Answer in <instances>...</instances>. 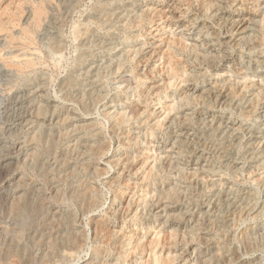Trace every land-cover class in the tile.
Here are the masks:
<instances>
[{
	"label": "rangeland",
	"instance_id": "obj_1",
	"mask_svg": "<svg viewBox=\"0 0 264 264\" xmlns=\"http://www.w3.org/2000/svg\"><path fill=\"white\" fill-rule=\"evenodd\" d=\"M31 262L264 264V0H0V264Z\"/></svg>",
	"mask_w": 264,
	"mask_h": 264
},
{
	"label": "bare ground",
	"instance_id": "obj_2",
	"mask_svg": "<svg viewBox=\"0 0 264 264\" xmlns=\"http://www.w3.org/2000/svg\"><path fill=\"white\" fill-rule=\"evenodd\" d=\"M54 2V1H53ZM109 2V1H108ZM119 2H120V0H119ZM96 4V3H95ZM78 7V6H77ZM97 8V7H96ZM105 9V8H104ZM127 9V8H126ZM100 10V9H99ZM102 10V9H101ZM106 10V9H105ZM109 10V9H108ZM116 10V9H115ZM104 11V10H103ZM69 12V11H68ZM106 12H107V10H106ZM118 12V11H117ZM135 12V11H134ZM103 13V12H102ZM44 9L43 8H37L36 10H35V23L37 24V22L42 18V16H44ZM104 14H105V11H104ZM106 14H108V13H106ZM124 14H125V12H124ZM130 14H132V12L130 13ZM130 14L128 13V17H130ZM111 15V14H110ZM110 15H106L107 16V19H109L110 17ZM113 15H114V13L112 14V16H111V18L113 17ZM46 16V15H45ZM66 16V15H65ZM89 16V15H88ZM101 16H103L102 14H101ZM114 16H116L117 17V19L119 18V16H120V14L118 13V15H114ZM136 16V15H135ZM120 17H122V15L120 16ZM125 17V16H124ZM69 18V17H68ZM123 18V17H122ZM104 19V18H103ZM116 19V20H117ZM130 19V18H129ZM133 19H135V18H133ZM132 19V20H133ZM96 20V19H95ZM97 20H98V18H97ZM119 21V20H118ZM39 22H41V21H39ZM108 22H109V20H108ZM142 22V21H141ZM118 23V22H117ZM139 23V22H138ZM36 24H35V27H36ZM115 24V23H114ZM131 24H132V22H131ZM135 24H137V22L135 23ZM140 24V23H139ZM117 25V24H116ZM116 25H115V27H116ZM136 26V25H135ZM134 26V27H135ZM25 27H26V25H25ZM24 27V32H25V35H28L29 36V29L28 28H25ZM233 27V26H232ZM38 28V27H37ZM117 28V27H116ZM89 30H90V28H89ZM230 30H232V28H230ZM234 30H232V32H233ZM23 32V31H22ZM23 32V33H24ZM85 32V31H84ZM79 33V32H78ZM82 33V32H81ZM80 34V33H79ZM78 34V35H79ZM86 34V33H85ZM32 35V34H31ZM83 36L84 35H82V37L81 38H83ZM86 36V35H85ZM32 37V36H31ZM85 40V39H84ZM23 41V40H22ZM103 41V40H102ZM30 44V43H29ZM183 45V44H182ZM84 47V46H83ZM229 56V55H228ZM174 59H172L171 58V61H168L169 63L168 64H170V68H173V69H176L177 68V66H178V64L180 63V62H178V61H173ZM167 61V60H166ZM80 62V61H79ZM263 63V62H262ZM178 71V70H177ZM173 73V72H172ZM174 74V73H173ZM64 83H65V81H64ZM67 83H68V81H67ZM42 86V85H41ZM75 86V85H74ZM73 86V87H74ZM70 93V92H69ZM77 93V92H76ZM73 94V93H72ZM75 94V93H74ZM88 94H89V92H88ZM94 95V94H93ZM77 96V95H76ZM81 96V95H80ZM88 96V95H87ZM70 97V96H69ZM99 97V96H98ZM101 97V96H100ZM80 98V97H79ZM79 98H78V100H79ZM82 98V97H81ZM217 98H218V96H217ZM96 99V98H95ZM83 100H84V98H83ZM99 100V99H98ZM77 102V101H76ZM79 103V102H78ZM85 103V102H84ZM31 104V103H30ZM47 104V103H46ZM80 104V103H79ZM39 106H40V103L38 104ZM48 105V104H47ZM42 107H43V105H42ZM228 107V106H227ZM39 108V107H38ZM135 108V107H134ZM137 108V107H136ZM40 109V108H39ZM38 109V110H39ZM41 110V109H40ZM44 110V109H43ZM132 110H134V109H132ZM139 110V109H138ZM136 113H137V111L136 110H134ZM134 111H132L131 113H134V114H136ZM35 112V111H34ZM33 114H35V113H33ZM36 114H38L37 112H36ZM39 114H40V112H39ZM139 114V113H138ZM22 115H24V114H22ZM67 115V114H66ZM70 115V114H69ZM29 116V115H28ZM39 116V115H38ZM37 117V116H36ZM63 117V116H62ZM69 117V116H68ZM60 118V117H59ZM63 118H66V117H63ZM69 118H71V117H69ZM69 118L67 119V120H69ZM73 119V118H72ZM188 120V119H187ZM59 121H63V119L62 120H59ZM118 121H119V119H118ZM64 122V121H63ZM182 122V121H181ZM27 123V122H26ZM32 123V122H31ZM35 123V122H34ZM124 123V120L121 118L120 119V121H119V124L121 125V124H123ZM182 123H185V121H183ZM39 126V125H38ZM74 127H76V126H74ZM73 127V128H74ZM80 127V126H79ZM87 127V126H86ZM181 127V126H180ZM39 128V127H38ZM37 128V129H38ZM85 128V127H84ZM83 128V129H84ZM115 128V127H114ZM41 129V128H40ZM75 129V128H74ZM187 129V128H186ZM190 129V128H189ZM73 130V129H72ZM60 131V130H59ZM68 131V130H67ZM70 131V130H69ZM68 131V132H69ZM37 132V131H36ZM63 132V131H62ZM66 132V131H65ZM72 132V131H71ZM75 132V131H74ZM38 133V132H37ZM51 134V133H50ZM54 134V133H53ZM34 135V134H33ZM30 136V137H34V136ZM63 135V134H62ZM67 135H68V133H67ZM58 136V135H57ZM72 136V135H71ZM60 137H61V135H60ZM63 137V136H62ZM65 137H66V135H65ZM36 138V137H35ZM57 139H59V138H57ZM19 140V139H18ZM23 140V139H22ZM35 140V139H34ZM34 140H32V141H34ZM64 140V139H63ZM28 141H29V138H28ZM80 141V140H79ZM74 142V141H73ZM76 142V141H75ZM180 142V141H179ZM28 143V142H27ZM30 143H31V141H30ZM29 143V144H30ZM35 144V143H34ZM47 144V143H46ZM72 144V143H71ZM81 144V143H80ZM96 144V143H95ZM106 144V143H105ZM187 144H189V143H187ZM73 145H74V143H73ZM77 145V144H76ZM88 146H89V144H87ZM86 145V146H87ZM94 145V144H93ZM96 145H98V144H96ZM67 146V145H66ZM65 146V147H66ZM71 146V145H70ZM81 146V145H80ZM91 147H89L90 148V151L93 153V154H95L94 152L96 151L97 152V150L96 149H98L99 151L98 152H100V150L102 149V150H104L105 149V146H104V148L101 146V144H99L98 146H92V144L90 145ZM102 147V148H101ZM107 149H106V152L108 151V149H109V144L107 145ZM132 147V146H131ZM189 147V146H188ZM192 147V146H191ZM82 148V147H81ZM55 149V148H54ZM67 149V148H66ZM79 149V146L77 145V146H75V147H69L68 149H67V156H69L71 153H75V155L74 156H83L85 153L84 152H81L80 151V149H79V152H77V150ZM31 150V153H34V150L33 149H30ZM17 151V150H16ZM33 151V152H32ZM36 151V150H35ZM65 151V150H64ZM37 152V151H36ZM56 152V151H55ZM86 153H87V150L85 151ZM98 152L96 153V154H98ZM197 152V151H196ZM28 153H30V151L28 152ZM192 153V152H191ZM40 154V153H39ZM38 154V155H39ZM62 154V153H61ZM14 155V154H13ZM33 155H35V154H29V155H27V157H29L30 159H31V157L33 158V157H36V155L35 156H33ZM56 155V154H55ZM72 156V155H71ZM27 157H25V158H27ZM37 157H39V156H37ZM54 157V156H53ZM59 157V156H58ZM62 157V156H61ZM61 157H59V158H61ZM73 157V156H72ZM23 159V160H21V162L22 161H24V160H26V159ZM68 158V157H67ZM67 158L65 157V155H64V157H62V163L61 164H63V165H67V163H69V162H67ZM85 158V157H84ZM45 160V159H44ZM57 160H59V159H57ZM170 160V159H169ZM31 161H32V159H31ZM40 161V160H39ZM53 161V160H52ZM69 161V160H68ZM93 161V160H92ZM98 161H100V160H98ZM25 162V161H24ZM89 162V161H88ZM168 162V161H167ZM51 163V162H50ZM84 163V162H83ZM166 162H164V164H165ZM15 164V163H14ZM17 164V163H16ZM44 164V163H43ZM60 163H59V165H61ZM89 164V163H88ZM92 164V163H91ZM82 165H86L85 167H87V164H82ZM81 165V166H82ZM94 165V164H93ZM167 165V164H166ZM48 166V165H47ZM47 166H45V167H47ZM83 166V167H84ZM89 166V165H88ZM170 166V165H169ZM16 167V166H15ZM44 167V168H45ZM92 166L90 165V167H87V169L88 168H91ZM49 167H47V169H48ZM52 168V167H51ZM95 168V167H94ZM169 168V167H168ZM86 169V170H87ZM49 170V169H48ZM51 170V169H50ZM73 170H75V168H73ZM93 170V169H92ZM91 170V171H92ZM69 171V170H68ZM90 171V172H91ZM49 172V171H48ZM51 172V171H50ZM72 172H74V171H72ZM95 172H96V170H95ZM71 173V172H70ZM63 174V173H62ZM61 174V175H62ZM69 174V173H68ZM96 175H97V173H95ZM70 175V174H69ZM85 175V174H84ZM99 176H100V174H99ZM51 177V176H50ZM67 177V176H66ZM69 177V176H68ZM67 177V178H68ZM86 177V176H85ZM71 178V177H70ZM94 178H96V177H94ZM60 179V178H59ZM63 179V178H62ZM61 179V180H62ZM82 179H85V178H82ZM93 179V178H92ZM20 180H21V178H20ZM19 180V181H20ZM58 180V179H57ZM80 180V178L78 179V181ZM18 181V182H19ZM22 181V180H21ZM77 181V180H76ZM84 181V180H83ZM93 181V180H92ZM72 182V181H71ZM85 182L86 183H88L89 181L86 179L83 183H82V180H81V183L79 182L78 183V185L79 184H81V186L79 187H75V189L74 190H72V191H74V192H77V193H84L85 194V191L87 190V188H86V186H88V184L87 185H85ZM90 183V182H89ZM19 184H20V182H19ZM50 184V183H49ZM59 184V183H58ZM76 183H74V185H75ZM52 185V184H51ZM71 185V184H70ZM77 185V184H76ZM91 185V184H90ZM20 186V185H19ZM18 186V187H19ZM48 186V185H47ZM72 186V185H71ZM18 187H17V189H18ZM72 188H74V186H72ZM85 188H86V190H85ZM88 188H89V186H88ZM14 189V188H13ZM39 189V188H38ZM54 188H52V190H53ZM92 189V188H91ZM16 190V189H15ZM51 190V191H52ZM55 190H57L56 188H55ZM84 191V192H83ZM89 191H91V190H89ZM47 192H48V190H47ZM58 192H61V191H58ZM22 193V192H21ZM20 193V194H21ZM53 193V192H52ZM55 193H56V191H55ZM71 193V192H70ZM90 193V192H89ZM20 194H19V196L16 198V197H13V200H14V198L16 199L15 201H14V203L17 201V202H19L20 200L22 201V197L23 198H25L24 197V195L22 196H20ZM57 194H59V193H57ZM18 195V194H17ZM32 195H33V192H32ZM37 195V194H36ZM31 196V195H30ZM54 196V195H53ZM167 195H165V197H166ZM34 197H36V196H33V198L32 199H34ZM41 197V196H40ZM46 197H47V195H46ZM164 197V196H163ZM31 198V197H30ZM81 198H82V200H83V202L82 203H84V204H82L83 206L86 204V200H85V195H83V196H81ZM80 198V199H81ZM46 199V198H45ZM92 199V198H91ZM37 200H38V198H37ZM96 200V199H95ZM11 201H12V198H11ZM42 201H44V199L42 200ZM46 201V200H45ZM16 202V203H17ZM34 202V201H33ZM41 202V201H40ZM39 201H38V203H40ZM11 203V202H10ZM13 203V205H15ZM37 203V204H38ZM42 203V202H41ZM93 203V202H92ZM12 204V203H11ZM18 204V203H17ZM27 204V203H26ZM90 204V203H89ZM19 205H20V203H19ZM87 206H88V203L86 204ZM91 205H93V204H91ZM17 206V205H16ZM15 206V207H16ZM31 206V205H30ZM40 206H42V205H40ZM78 206V205H77ZM13 207V206H12ZM15 207H13L14 209L13 210H15ZM82 207V206H81ZM17 208V207H16ZM12 208H10V210H11ZM88 209V208H87ZM81 211H85L86 212V210H81ZM15 212V211H14ZM31 212V211H30ZM10 213V212H9ZM11 213H12V211H11ZM46 213V212H45ZM187 214V213H186ZM53 215V214H52ZM44 216V215H43ZM46 216V215H45ZM56 217V216H55ZM61 217V216H60ZM41 218V217H40ZM52 218V217H51ZM73 218V217H72ZM61 219V218H60ZM65 219V218H64ZM62 220V219H61ZM58 221V220H57ZM64 221V220H63ZM68 221V220H67ZM74 221V220H73ZM37 222V221H36ZM38 222H39V219H38ZM48 222V221H47ZM65 222V221H64ZM42 223V222H41ZM44 223V222H43ZM53 224H54V222H52ZM53 224H51V225H53ZM41 225V224H40ZM44 225H48L49 226V224H44ZM63 225V224H62ZM100 225V224H99ZM54 226H55V224L53 225V228H54ZM59 226V225H58ZM44 227V226H43ZM47 227V226H46ZM51 227V226H50ZM100 227H102V226H100ZM99 227V228H100ZM195 227V226H194ZM98 229V228H97ZM102 229V228H101ZM50 230V229H49ZM66 230V229H65ZM194 230V229H193ZM52 231V230H51ZM78 232V231H77ZM96 232V231H95ZM101 232V231H100ZM103 232V231H102ZM36 233V232H35ZM66 233V232H65ZM62 234H64V233H62ZM78 234H80V233H78ZM83 234V233H82ZM55 235H56V233H55ZM33 236V235H32ZM85 236V235H84ZM40 237V236H39ZM44 237V236H43ZM43 237H41V239L43 238ZM81 237V236H80ZM79 236H77V235H75V234H70V233H67V235L66 236H63V243H61V245L60 244H57V243H59V242H56L55 244H53V247L54 248H56L57 246L58 247H60V249L61 248H63V249H67V251H68V249L69 250H75L78 246H81L80 245V242H81V239L82 238H80ZM60 238V237H59ZM84 238V237H83ZM36 239H38L39 240V238L37 237ZM40 239V240H41ZM54 239V238H53ZM32 240V239H31ZM36 241V240H35ZM44 241V240H43ZM50 241H51V239H50ZM36 242H38V241H36ZM48 242V241H47ZM52 242V241H51ZM55 242V241H54ZM83 242H85L84 240H83ZM31 243V242H30ZM50 244V243H49ZM84 244V243H83ZM31 246V245H30ZM51 246V245H50ZM7 247V246H6ZM48 248V247H47ZM52 248V247H51ZM8 250H9V248H7ZM50 249V248H49ZM48 249V250H49ZM58 249V248H57ZM5 250H6V248H5ZM48 250L46 251V252H48ZM100 250V249H99ZM50 251H51V249H50ZM54 251V250H53ZM53 251H51L52 253H53ZM67 251H63V253L64 252H66L67 253ZM5 252H7V251H5ZM2 253V252H1ZM52 253H51V256H52ZM55 253V252H54ZM58 253V252H57ZM78 253V252H77ZM68 254V253H67ZM2 255V254H1ZM9 255V254H8ZM46 255V254H45ZM48 255V254H47ZM49 255H50V253H49ZM55 255V254H54ZM60 255V254H59ZM70 255V254H69ZM68 255V256H69ZM73 255V254H72ZM32 256V255H31ZM34 256V255H33ZM50 256V257H51ZM2 257V256H1ZM23 257V256H22ZM29 257V256H28ZM53 257V256H52ZM51 257V258H52ZM48 258V257H47ZM46 258V259H47ZM29 259H30V257H29ZM33 259V258H32ZM42 259V258H41ZM40 259V260H41ZM76 259V258H75ZM16 260H18V259H16ZM42 260H44V259H42ZM19 261V260H18ZM31 261V260H30ZM92 261V260H91ZM66 262H67V260H66ZM93 262V261H92ZM91 262V263H92ZM103 262V261H102ZM32 263V262H31ZM33 264V263H32ZM93 264H98V263H93ZM106 264V263H105Z\"/></svg>",
	"mask_w": 264,
	"mask_h": 264
}]
</instances>
